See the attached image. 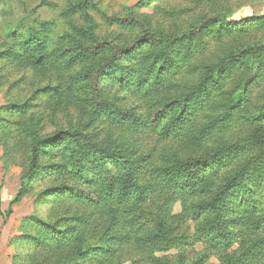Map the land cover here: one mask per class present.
<instances>
[{
  "label": "rangeland",
  "instance_id": "rangeland-1",
  "mask_svg": "<svg viewBox=\"0 0 264 264\" xmlns=\"http://www.w3.org/2000/svg\"><path fill=\"white\" fill-rule=\"evenodd\" d=\"M74 1L59 0L56 9L45 11L38 8V0H0V264H151L145 248L137 247L133 241L134 235L128 244L117 249L112 258L79 256V250L85 251L86 248L115 246L105 236L107 216L98 215L87 205H79L62 194L65 188L93 190V180L99 183L101 175L91 168L88 177L81 180L73 178L66 164L68 151L59 143L51 144L40 153L38 170L27 181L26 189L13 205L11 215H5L28 165L32 132L40 137L63 131L88 133L99 145L126 150L133 148L131 152L145 158L144 168L147 169L198 158L220 146L245 140L253 131V125L238 120L225 133L203 140L193 139L190 131L196 124L206 123L205 116L212 115L209 111L212 108H209L185 130L182 128L166 137L159 132L167 127L172 117L163 119L158 129L140 134L108 127L91 120L67 92L60 98L37 93L47 87L60 86L63 89L67 75L83 71V67L77 66L67 73L53 64L39 69L33 65L32 56L18 50L19 45L31 35V31H40L38 23L45 22L50 30V51L65 46L68 41H86L75 28H91L98 40L125 46L141 34L142 28L156 34L178 35L186 32L196 21L216 14H221L228 21L262 17L264 0H209L207 3L196 0H88L93 8L86 10L85 14L68 18L64 10ZM104 15L132 18L137 24L108 25L103 20ZM258 44L264 45V30L211 42L207 53L196 58L194 65L212 64L228 51ZM198 74L184 70L154 95L123 90L109 78L102 81V90L105 99L114 102L118 108L149 119L161 105L170 104L186 88L194 86L199 79ZM242 74L239 72L238 76ZM236 82L231 84L228 98L235 102L242 93ZM22 107L25 108L24 115L19 111ZM261 113H264V82L253 89L248 108H243V116L247 118ZM244 160L225 163L216 170H203V191L196 197L156 189L144 206L145 214L138 220V225H119L114 232L133 234L137 230L140 237L143 228L155 229L160 219L167 234L166 241L171 240L172 248L159 254L167 256L171 262L182 254L189 263L205 256L204 264H222L224 255L241 254L258 240L255 243L259 244L257 262L264 264V230L250 233L246 226L236 222L237 218L246 217L242 207L230 209L225 216L237 236L233 245H220L213 250L195 234L197 223L208 215L194 213V206L211 200ZM104 165L113 177L121 175L116 164L106 161ZM256 193L264 195L262 190ZM166 241L163 242L165 245Z\"/></svg>",
  "mask_w": 264,
  "mask_h": 264
},
{
  "label": "trees",
  "instance_id": "trees-1",
  "mask_svg": "<svg viewBox=\"0 0 264 264\" xmlns=\"http://www.w3.org/2000/svg\"><path fill=\"white\" fill-rule=\"evenodd\" d=\"M58 1L38 0V8L45 11L54 10ZM208 1L196 0L198 3ZM93 7L92 2L88 0H75L64 10V15L74 18ZM103 20L108 25L137 24L132 18L118 16L104 15ZM38 25L40 31H31V35L20 43L18 50L32 56L33 65L39 69L53 64L66 73L77 66L83 67V71L67 75L63 89H60V86L47 87L37 93L60 98L67 92L91 120L108 127L125 129L131 134H140L158 129L163 119L172 117L167 127L159 132L161 136L166 137L182 128L185 130L190 123H194L200 115L212 108L209 110L212 115L205 116L206 123H195L190 131L193 139L203 140L225 133L238 120L253 125V131L245 140L220 146L201 157L176 161L167 167L147 169L144 168L145 158L141 154L131 152L133 148L126 150L99 145L88 133L63 131L40 137L32 132L28 165L19 179L20 187L8 205L6 216L11 215L12 207L21 199L27 181L38 170L40 153L51 144L59 143L68 151L66 164L73 178L81 180L88 177L91 168L101 175L98 178L99 183L93 180V190L65 188L62 192L65 198L79 205L85 204L92 212L108 217L105 236L115 248L108 246L79 250L78 254L82 258L89 255L112 258L134 235L133 241L137 247L145 248L151 264H204L205 256L189 263L182 254L173 262L167 260V256L162 257L159 254L172 248L169 242L171 240L166 241L167 234L162 229L160 219L155 229L143 228V235L140 237L137 236V230L133 234H116L114 229L119 225H138V220L145 214L144 206L156 189L160 192L163 190L175 195L196 197L203 191V170H216L220 165L234 164L242 158L245 160L217 190L213 198L194 206V213L208 215L197 223L195 234L213 250L220 245H233L237 236L230 229V223L225 216L230 209L240 207L246 211V217L237 218L238 224L246 226L250 233L264 230V195L256 193L259 190L264 192V113L256 117L243 116V108H248L253 89L264 82V45L244 46L226 52L215 63L194 65L196 58L207 53L211 42H221L263 31L264 16L228 21L221 14H216L196 21L186 32L178 35L151 33L141 26V34L125 46L98 40L91 28H75L78 35L86 41H68L65 46L51 51L48 50L51 42L48 24L42 22ZM184 70L199 73L197 83L186 88L184 93L170 104L161 105L149 119L122 110L104 97L102 81L106 78L113 79L123 90L154 95L165 83L175 79ZM239 72L243 74L238 76ZM238 78L240 80L237 81ZM233 82L239 83V89H242L237 102L228 99L229 88ZM24 109L22 107L19 110L22 115L25 114ZM253 152H256L255 155L250 157ZM106 161L120 168L119 177L110 174L104 165ZM165 241L166 245L163 243ZM257 242L258 240L255 241ZM255 243L241 254L224 255L222 264H259V244Z\"/></svg>",
  "mask_w": 264,
  "mask_h": 264
}]
</instances>
